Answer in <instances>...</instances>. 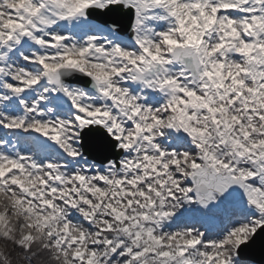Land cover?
I'll return each instance as SVG.
<instances>
[{
	"label": "trees",
	"instance_id": "obj_1",
	"mask_svg": "<svg viewBox=\"0 0 264 264\" xmlns=\"http://www.w3.org/2000/svg\"><path fill=\"white\" fill-rule=\"evenodd\" d=\"M257 58L237 60L238 69L251 70L240 74L245 88L224 81L179 110L157 106L156 115L174 119L170 128L153 121L165 156L151 147V163L116 170L82 159L62 167V155L22 144L30 160L55 165L0 176V213L11 228L0 237V264L23 256L33 264H255L235 250L264 221V78L254 76L264 74L261 51ZM10 166L4 162L0 175ZM194 174L215 184L226 176L248 199L233 205L215 192L199 194ZM27 231L34 236L28 247L20 242Z\"/></svg>",
	"mask_w": 264,
	"mask_h": 264
},
{
	"label": "rangeland",
	"instance_id": "obj_2",
	"mask_svg": "<svg viewBox=\"0 0 264 264\" xmlns=\"http://www.w3.org/2000/svg\"><path fill=\"white\" fill-rule=\"evenodd\" d=\"M34 1L41 5V9H37V10L33 9L32 4ZM109 1L112 0H0V162L1 160L6 161L12 159L13 156L11 154L15 153L17 155L16 158H18L20 162L15 164L14 168L16 170L23 171V166L26 165L27 158L21 157L20 155L21 151L19 150L17 140L15 139V136H18L20 133L23 134L22 137L23 136L27 138L33 137L34 144L38 145V147L41 149H46V148L61 149L58 144V141H55V138L59 136L60 139H64V140L66 139L65 130L58 133L59 132L58 128L53 130L52 132L47 130V132L43 134H39L37 133V131L29 132L34 122L40 120L42 121L43 119H46V117L53 118L51 114H52L53 106L55 104L53 100H49L50 102L49 106L40 109V105L44 104V102H46V99L41 100L39 98V89L37 88L35 89V87H29L26 85L22 86L18 82L19 79L26 80L27 76H29L30 73L27 70L28 67H26L27 65L24 62V58L25 57L34 58V56H39V54H37V52H34L33 50L24 51L21 48V46H23L24 44L25 38L28 37V39L37 40V37H34L33 34L29 33L28 30H32V31L39 30L50 23L59 21L61 18H64L66 15H71L70 20L71 19L82 20L85 18V15L82 13V11L86 3L104 5ZM130 1L131 3H133L138 7V13L140 14L137 16L138 20H142V17L144 16L143 13L146 12L149 14L150 18L167 23L169 22V20H171L172 14L176 12V17L178 18L179 21H181L179 32L182 35H186L188 38L194 37L193 38L194 42L195 39L198 40V42H202L203 40L202 37L204 36L207 28H210L208 32V36L212 37L215 29L212 28L213 21H211L212 19L210 17L211 14L215 12L216 15H214V13L212 15L214 16V19H217V23L223 24L225 23V21H223V17H225L229 13L228 12L229 8H236V9L239 8V10H244L242 13L239 14L235 12L236 14H234L233 16L234 17L233 21L238 22L240 26L242 27L247 26V24L249 25V21H252L254 22L255 25L262 26L264 28V0H203V7L196 10L193 8H190L189 10L188 7V4H191L193 0H130ZM30 15L34 16V18L28 19V16ZM235 25L238 26L237 24ZM236 26L234 27L229 26L225 35V39H229L228 41H232L233 43L232 47L226 48V50L229 53L233 55L243 54V53L249 55L250 53L253 52L255 48L258 47L264 48V45L260 40H257V42L253 45L245 43L240 38L239 28ZM218 34L219 35H217L216 32V34L213 36L214 41L220 39L221 34L219 31V27H218ZM194 42L193 44L197 46L198 42L195 43ZM212 45H213L212 42L208 41L206 44V48L209 51H212ZM24 46L27 45L24 44ZM193 50H195L194 54L192 55L195 58V63L198 69V75L201 73L199 76L200 81L203 82L205 85H207L208 78L205 74L206 71L204 70L206 69L207 66L204 65L205 61L203 60L204 61L203 63L200 56L199 58L198 56H196L197 55L196 53L198 52L197 48ZM1 51L4 52L2 53ZM93 51L94 52L92 56L87 58L92 61H97L98 65L102 67L103 70L102 72L106 73L107 70L111 68L109 64L112 63L109 62L110 61L112 62V59H109V56L100 53L97 50H93ZM119 51L121 55L120 57L124 59V53H125L124 50L119 49ZM190 51L188 48H185L183 49V51H179V53L188 54V52ZM213 51L210 52L211 57H213L214 59L212 60V62L215 64V66H213L214 69L212 70H214L215 74L218 77H220V80L224 78V72H228L229 75L232 76V78L237 76V73L235 72L232 63L231 62H228V64L225 63L226 61L225 54H227V52L225 51L223 54L219 55L220 52L216 54L218 50L213 49ZM67 52H68L67 48L61 49L62 55L66 54ZM40 56L49 58L50 56H53V53L51 51H45L42 52V55ZM17 57L20 59H18ZM218 57H221L225 61L222 62L221 60H216V58L218 59ZM54 59L50 60V62L53 64H55L56 62ZM227 60L229 61L230 58H228ZM151 72L153 73L154 76H150L151 74H149V77L148 74H146L145 76V73L142 71H140L136 75H133L134 78L133 82L134 83L137 82L135 86L141 89L153 88V86H155L157 82L156 78L159 77V73H166L167 70H165L164 67L161 65L152 69ZM56 75H57V71L53 70L48 77L49 82L50 81L52 83H54V81L58 82L55 80ZM103 80L104 79H101L100 83L101 86L103 87L101 89L104 92V96H103L105 97L104 102H108V100H114V96L112 94L109 93L107 94L105 92V90L108 91V87L111 81H108L106 83L107 86H105L106 84L104 85ZM70 91L73 92L74 94L73 97H76L74 93L75 90L70 89ZM57 96L61 101V105H63L64 103L62 102H64V100L61 96V91L58 93ZM75 102L76 101H74V103ZM59 105L60 103H56L55 108ZM76 105L79 108L76 109V111L80 112L81 114L82 113L81 109L83 108L82 105H80L79 103ZM125 107L124 105H121V110L118 107V111L125 118L126 117L128 118V116H126L125 113L129 114L130 110L133 111V109L127 108L125 110ZM89 108H92V106H90ZM147 113L151 115L149 111ZM81 115L83 116V118H85V120H87V117L85 115L83 114ZM79 122L81 123L80 120ZM4 124H10L12 126V132H9L10 134H8L3 130ZM7 135L10 136L11 140H9V137H7ZM32 167L37 168L35 164L32 165ZM196 175L198 176L197 182L195 180V177L193 176L194 184L205 182L209 185V189L206 192H198L194 188L195 192L199 194H205L208 197L209 196L211 197L212 196L211 193L213 192L217 193L219 191H224L225 189H232L237 191V193L239 194L242 193L246 197H248V193L242 188H241L242 190L238 189L236 187L237 185L233 186L232 183L227 184L228 177L226 176L223 180L218 181L215 184L213 183V180L201 179L199 177V174ZM59 180L61 182L65 181L63 177H59ZM260 193L263 194V192ZM259 226L261 225L259 224ZM258 228L259 227H257V229ZM10 235H11V228L10 225L8 224L7 214L1 212L0 236L9 237ZM21 239L22 241L20 240V242L28 246L29 243L34 240V236L33 234H31V232H28L24 237H21ZM249 239L239 242L235 250L237 258L240 261L247 263L250 262L246 260H242L238 256L237 248L241 243L246 242ZM5 246H6L5 242L0 239V260H1L0 262H2V257L5 256V252H4ZM21 258L22 259H18V260L15 259L16 264H33L27 257L23 256Z\"/></svg>",
	"mask_w": 264,
	"mask_h": 264
},
{
	"label": "water",
	"instance_id": "obj_3",
	"mask_svg": "<svg viewBox=\"0 0 264 264\" xmlns=\"http://www.w3.org/2000/svg\"><path fill=\"white\" fill-rule=\"evenodd\" d=\"M86 15L105 23L121 34L133 36V22L135 17V9L132 5L127 4L126 0L116 3H109L104 8L98 6H90L86 10ZM186 65L196 73L195 65L191 57H180ZM60 79L63 83L72 82L82 84L92 89L98 90L94 80L84 72L74 68H62L60 70ZM80 146L83 154L88 156L98 164H106L114 160L117 168L120 166V157L124 153V148L118 147V139L114 138L111 133L100 124H89L80 132ZM197 182V176H195ZM194 188L198 192H206L209 185L205 182L195 184ZM221 199L226 202L234 203L244 197L238 196L232 190L218 192ZM238 256L242 260L264 264V223L254 232L252 237L241 243L237 248Z\"/></svg>",
	"mask_w": 264,
	"mask_h": 264
}]
</instances>
